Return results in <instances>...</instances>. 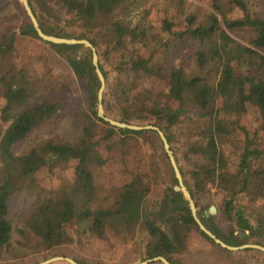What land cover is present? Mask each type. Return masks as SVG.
<instances>
[{
	"label": "trees",
	"instance_id": "trees-1",
	"mask_svg": "<svg viewBox=\"0 0 264 264\" xmlns=\"http://www.w3.org/2000/svg\"><path fill=\"white\" fill-rule=\"evenodd\" d=\"M27 1L44 34L94 46L105 81L111 76L103 92L105 116L159 127L195 206L210 188L221 196L225 225L202 217L211 233L232 247H264V0H210L211 11L202 19L185 15L184 0H178L181 24L164 19L153 33L144 24L146 15L135 24L128 20V0ZM18 6L25 20L19 35L43 42ZM16 34L12 28L0 36V250L11 238L9 199L31 188L39 170L52 173L74 163L71 182L42 200L25 221L26 235L38 248L62 246L69 229L85 223L100 240L112 235L129 242L144 235L143 261L160 256L183 264L175 256L187 252L191 233L237 261L236 253L220 248L198 228L188 202L175 191L177 182L157 133L114 128L98 118L100 84L91 52L83 46L43 42L85 85L80 132L72 141L47 139L22 154L14 152L36 129L65 116L59 97L64 86L56 84L57 93L51 95L52 71L40 69V59L25 66L11 63ZM179 45L193 51L186 66L169 59ZM114 52L119 58L109 71L104 58ZM251 113L258 124L248 129L242 119ZM97 125L106 128L99 137ZM117 132L124 136L117 139ZM149 140L150 170L159 172L162 162L168 176L156 207L149 206L148 198L157 177L142 173L113 188L107 207L92 209L97 194L92 169L104 166V155L125 154ZM253 252L254 263L264 264V253Z\"/></svg>",
	"mask_w": 264,
	"mask_h": 264
},
{
	"label": "rangeland",
	"instance_id": "rangeland-1",
	"mask_svg": "<svg viewBox=\"0 0 264 264\" xmlns=\"http://www.w3.org/2000/svg\"><path fill=\"white\" fill-rule=\"evenodd\" d=\"M18 4L22 6L20 0H0V36L6 30L12 28L17 32L15 50L10 61L13 64L25 66L27 63L32 65V61L35 59H38V61L40 59L43 62L42 64L40 63L41 66L39 65L40 69L43 67L45 70L50 69L52 71L50 83L53 87V92L51 91V95H56L57 93L56 84L64 86L59 97L62 107L65 109V116L62 119L42 125L24 142L17 145L14 148V152L19 155L47 139L58 138L72 141L81 129V118L86 98L84 95L85 85L71 73L63 59L57 58L45 43L19 35L18 29L25 20L20 13ZM126 6L129 10L127 14L128 20H131L133 24L141 21L142 17L146 15L144 24L150 29V33L158 31V27L164 19L167 21L172 20L178 25L181 24V4L178 3V0H128ZM182 11L185 15L195 13L202 19L206 13L211 11L210 0H184ZM128 49L131 52L138 53V48L136 47L128 46ZM104 52L103 47L98 49V53L103 54ZM192 52L189 47H181L179 45L176 54L169 59L173 65L183 64L186 66ZM100 56L103 61V56ZM118 58L119 53L116 52L106 59L104 58L103 63L106 69L110 71ZM106 82H111V76H108V81ZM2 105L3 101L0 98V110ZM242 123L248 129L254 128L258 124L257 115L255 113L249 114L242 119ZM105 129L102 125H97V137L104 134ZM1 130L2 126L0 124ZM117 134V139L124 136L118 132ZM139 144L137 147H130L125 154L115 152L104 155L106 159L104 166L92 169L97 190L96 200L92 205V209L107 207L111 203L109 194L113 188L121 186L129 179L130 175L142 173H148L150 177L154 175L157 177V184L152 185V193L148 198L149 206L156 207L160 195L168 183L167 168L160 162L159 172L154 173L150 170L151 160L149 161V158H151L152 144L150 140L149 142L140 141ZM73 166L74 163H70L66 167L56 168L52 173L47 171V169L39 170L34 175V185L31 188L17 193L9 199L8 207L12 232L9 246L0 250V264H38L53 257L69 258L78 264H139L143 261L140 252L145 241L144 235H137L129 242L119 240L112 235L100 240L90 234L88 224H77L69 229L67 242L50 251L38 248L35 241L26 235L27 232L24 225L28 214L42 200L55 197L64 185L71 182ZM220 201L221 196L210 188L205 195L198 198L196 208L199 215L203 217V214L205 212L208 213L211 206L215 207V214L208 213V217H214L216 223L224 226L225 222L221 214ZM188 240V244H190L187 252L175 256L183 264H255L253 252L255 250L234 252L237 254V261H235L224 257L222 254H217L212 247L208 246V243L199 239L195 233H191L188 236ZM252 258L253 260H251ZM51 264L67 263L55 262ZM151 264L161 263L155 262Z\"/></svg>",
	"mask_w": 264,
	"mask_h": 264
},
{
	"label": "water",
	"instance_id": "water-1",
	"mask_svg": "<svg viewBox=\"0 0 264 264\" xmlns=\"http://www.w3.org/2000/svg\"><path fill=\"white\" fill-rule=\"evenodd\" d=\"M23 9L33 27V29L35 30L38 38L40 40H42L45 43H49V44H53V45H67V46H83L86 49H89L91 52V62H92V66L94 68L95 74L97 76V79L99 81V89L97 92V116L99 119L103 120L104 122L108 123L110 126L114 127V128H119V129H125V130H130V131H154L157 133L161 143H162V147L163 150L168 158L170 167L174 173V177L176 179L177 182V187L175 189V191H180L183 199L185 201L188 202L189 205V209L191 212V215L195 221V223L197 224L198 228L200 229V231L202 233H204L210 240H212L217 246H219L220 248L230 251V252H237V251H241V250H257L260 251L262 253H264V247L259 246V245H253V244H247V245H242L239 247H232L229 246L225 243H223L222 241H220L218 238H216L215 235H213L211 233V225L209 223H204L202 222V217L199 215L198 213V209L195 206V203L191 197V195L189 194V192L187 191V188L184 185L182 176L180 174V171L178 169V166L176 164L175 158L172 154V151L170 149V145L165 137V134L158 128L155 126H135V125H129V124H125V123H120L117 122L113 119L107 118L104 115V108H103V92L105 90L106 87V81L101 73V71L99 70L98 67V55L96 52V49L94 48V46L87 40H75V39H63V38H57V37H53V36H48L46 34H44L40 27L39 24L35 18V16L33 15L31 8L29 6V3L27 0H20ZM216 210L215 207L211 206L208 210V213L210 214H215ZM207 212H205L203 215L204 217H208L209 214ZM241 237H244L243 235H241ZM55 262H65L67 264H78L77 262H75L72 259L69 258H64V257H53L51 259L45 260L41 263L38 264H51V263H55ZM155 262H159L161 264H170L164 257H155L152 259H147L142 261L139 264H151V263H155Z\"/></svg>",
	"mask_w": 264,
	"mask_h": 264
}]
</instances>
